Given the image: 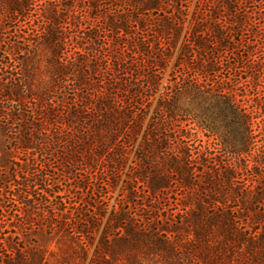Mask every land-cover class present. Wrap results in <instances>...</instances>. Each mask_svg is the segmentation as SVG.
Masks as SVG:
<instances>
[{"label":"trees","instance_id":"trees-1","mask_svg":"<svg viewBox=\"0 0 264 264\" xmlns=\"http://www.w3.org/2000/svg\"><path fill=\"white\" fill-rule=\"evenodd\" d=\"M192 2L0 0V111L22 124L14 150L34 158L21 171L36 167L12 190L24 218L63 199L54 160L73 175L83 157L114 187L142 136L131 197L142 189L162 205L182 192L175 217L163 220L173 238L159 246L185 254L181 264H264V0H197L190 17ZM43 60L49 81L37 80ZM118 215L116 223L135 222ZM133 226L128 232L147 238Z\"/></svg>","mask_w":264,"mask_h":264},{"label":"rangeland","instance_id":"rangeland-1","mask_svg":"<svg viewBox=\"0 0 264 264\" xmlns=\"http://www.w3.org/2000/svg\"><path fill=\"white\" fill-rule=\"evenodd\" d=\"M65 2L73 3V0H65ZM196 2L197 0L192 2L190 17ZM85 28L72 27L69 29H71L70 32L79 35ZM131 31L134 32L135 29ZM186 32L187 27L184 28L180 40L172 51L169 67L164 74L159 93L162 92L163 86L170 77ZM40 68L41 72L37 80L49 81V75L45 72L44 60ZM98 78L103 80V77ZM69 84L71 85L67 81L64 85L68 88ZM69 88L71 89L72 85ZM67 92L72 93L69 89ZM158 97L159 94L157 99ZM157 99L153 103L151 113L157 106ZM30 107L33 106L29 105L28 108L25 104L22 107L23 115L28 116ZM60 113H69V106L58 109V114ZM9 114L13 115L9 111L3 114L0 111V220L3 221L0 225V264H5L3 257L11 260L10 264H181V260H186L185 254L175 256L169 253L167 248L159 246L161 243L167 245V242L171 241L168 239L173 238L163 232L168 225L163 220L176 215L177 204L182 192L179 190L169 192L167 201L158 205L151 203L150 198L142 189L133 192L136 198L131 197V192L128 190L130 167L136 158L142 136L139 137L114 187L110 186L108 177L96 178L95 174H92L90 169L84 165L83 157L78 158L82 164L77 166L73 175H64V169L61 166L64 161L54 160L52 163L55 169L52 170L54 173L52 175L58 179L54 190L63 191L65 193L62 196L63 199L59 198L45 209L44 206L41 207L42 210L39 209L40 206H37L38 209L31 213L35 214L33 219H30L31 221L24 218L21 214L24 211L20 209L18 203H14L16 198L12 190L18 183L26 186L29 173L36 172V167L24 168V173L21 171L23 165L28 162L33 163L34 158L14 150L22 139V124L20 122L12 124L13 122L7 116ZM259 117V121L263 120V122L257 128V133L262 131L263 135L259 136V146H263L264 114H260ZM19 119L22 120L23 117ZM147 123L148 120L145 127ZM201 138L204 143L214 146L213 139H208L203 135ZM38 170L41 171L40 166ZM42 172L45 171L42 170ZM129 198L134 199L133 203H129ZM39 201L40 199L35 200V203L38 204ZM154 207L166 210L156 215V213L153 214ZM122 211L129 212V216L134 219L139 228L143 229L147 238L139 240L136 232H128L127 229L136 225L135 222L123 220L116 223L118 213ZM153 217L161 219L155 222ZM176 219L179 222L182 221L180 216ZM79 231H85V234Z\"/></svg>","mask_w":264,"mask_h":264}]
</instances>
